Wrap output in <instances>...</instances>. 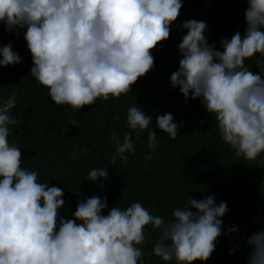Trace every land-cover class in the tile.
<instances>
[{
  "label": "clouds",
  "instance_id": "9594fccd",
  "mask_svg": "<svg viewBox=\"0 0 264 264\" xmlns=\"http://www.w3.org/2000/svg\"><path fill=\"white\" fill-rule=\"evenodd\" d=\"M243 2L246 27L221 37L220 48L209 43L205 21L180 22L185 34L176 45L181 58L170 84L185 103L199 99L215 116L220 139L235 157L264 168V0ZM182 8L183 0H0V23L17 37L23 31L30 75L48 89L51 101L80 110L97 99L130 93L154 69L153 51L170 38ZM21 62L11 42L0 45V67ZM16 102L15 93L0 100V264H143L148 225L158 233L152 255L165 264H204L219 237L234 239L231 234L239 232L235 224L224 230L229 208L213 195L199 200L190 195L186 206L172 209L171 219L152 215L140 202L114 206L105 215L107 198L97 195L77 201L71 218L67 209L61 215L63 189L39 182V172L23 168L21 148L9 141L20 124L10 114ZM152 122L139 105L129 107L130 131L122 139L115 132L109 136L110 163L127 162L135 153L132 133L139 139L145 130L150 149L145 161L152 159L157 148ZM155 123L173 140L182 127L172 113L157 115ZM71 124L76 127L77 121ZM87 179L107 181L108 171L92 168ZM241 240L249 249L247 264H264V230ZM239 248L234 244L233 252Z\"/></svg>",
  "mask_w": 264,
  "mask_h": 264
},
{
  "label": "trees",
  "instance_id": "16d2710c",
  "mask_svg": "<svg viewBox=\"0 0 264 264\" xmlns=\"http://www.w3.org/2000/svg\"><path fill=\"white\" fill-rule=\"evenodd\" d=\"M246 7L243 0H183L170 38L153 51L154 69L140 78L130 93L118 99H97L80 110L51 101L48 89L30 75L32 59L23 31L17 37L0 23V45L11 42L22 57L18 65L0 67V100L15 93L16 107L10 114L20 120L9 141L21 148L23 168L39 172V182L63 189L66 203L61 215L67 209L71 218L77 201L97 195L107 198L105 215L114 206L127 208L140 202L152 215L171 219L172 209L186 206L190 195L197 200L213 195L217 203L224 201L229 208L222 218L224 230L235 224L239 232L231 234L234 239L228 235L219 237L215 251L204 264H247L249 249L241 237L246 240L254 231L264 230V168L259 162L250 164L235 157L220 139L215 116L204 110L199 99L185 103L179 89L170 84L171 73L181 58L176 45L185 34L178 27L180 22L205 21L209 43L220 48L221 37L231 38L236 31L243 33ZM253 62L247 61L250 67ZM251 70L259 71L254 64ZM135 104L152 116L150 129L157 132V148L153 158L145 161L150 152L148 132H142L139 139L133 132L135 153L128 154L127 162L117 158L113 165L110 158L114 146L109 136L115 132L122 139L130 131L125 126L126 113ZM164 113H172L174 121L182 123L175 140L156 127V116ZM116 116L120 119L116 120ZM73 120L77 121L76 127L71 124ZM80 149H86V154H81ZM74 151L76 156L71 157ZM92 168H106L108 180L89 181L87 174ZM146 235L143 264H165L151 254L157 231L148 225ZM234 244L240 248L233 252Z\"/></svg>",
  "mask_w": 264,
  "mask_h": 264
}]
</instances>
